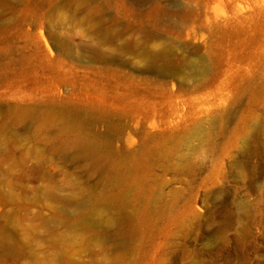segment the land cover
<instances>
[{"label":"rangeland","instance_id":"1","mask_svg":"<svg viewBox=\"0 0 264 264\" xmlns=\"http://www.w3.org/2000/svg\"><path fill=\"white\" fill-rule=\"evenodd\" d=\"M8 1L0 264H264V0Z\"/></svg>","mask_w":264,"mask_h":264},{"label":"bare ground","instance_id":"2","mask_svg":"<svg viewBox=\"0 0 264 264\" xmlns=\"http://www.w3.org/2000/svg\"><path fill=\"white\" fill-rule=\"evenodd\" d=\"M15 2V1H14ZM10 2L8 0H1V4L8 7L7 5L9 4ZM9 9V8H8ZM7 10H3L2 12V15L3 17H5V15L7 14ZM26 19H27V15H23L21 16L18 21L13 25L15 27L16 30H18V32L22 35H26V36H30L32 33L34 32H30L28 30L25 29V25L27 24L26 22ZM34 22L35 21H32L31 23H29V25H34ZM38 22V20H37ZM10 21H4L1 25H0V32L2 33H7L11 28H13V26L10 27L9 25ZM30 27V26H29ZM6 49L9 53V55L11 56H16V57H32L33 55H35V53H32V54H28V55H24V52L21 51L20 48H13L8 42H6ZM54 47V46H53ZM63 48L65 49V53L66 55L68 54H71L72 50L69 46L68 43L64 42V46ZM168 51L167 49H165L164 51H160L159 53H156L155 55H153V57H141L143 61H145V67L147 70H152V71H156L160 74H168V67H167V64H163L162 65H159L160 61H166L169 57H168ZM102 59V62L105 63V64H114V63H119L121 65V62L120 60L117 58V59H114L112 57H101ZM82 60V59H81ZM165 63V62H164ZM145 69V70H146ZM144 70V68H143ZM145 70L143 71L145 73ZM146 70V71H147ZM177 71V70H176ZM168 72V73H167ZM182 72V71H181ZM206 72V69L205 68H191L189 67V70H188V73H187V77L191 76L193 78H199L200 76H202L204 73ZM173 73V72H172ZM170 74V73H169ZM181 76V74H179ZM169 76V75H167ZM176 75H174L175 77ZM178 76V75H177ZM30 109V108H29ZM25 110V109H24ZM37 111V109H34ZM48 112L51 113V109L48 108L47 109ZM23 112V111H22ZM26 112V111H25ZM32 112V111H31ZM39 112V111H38ZM30 113V112H29ZM26 115V114H25ZM32 116V115H31ZM117 132H120L121 130L117 129L116 130ZM107 142V144L109 145V141L106 139L104 140ZM90 144L94 145L93 142H89ZM3 246V245H2ZM1 246V247H2ZM8 246V245H7Z\"/></svg>","mask_w":264,"mask_h":264}]
</instances>
